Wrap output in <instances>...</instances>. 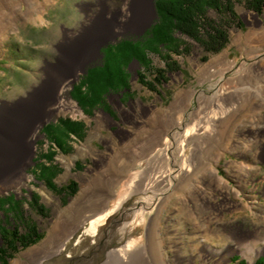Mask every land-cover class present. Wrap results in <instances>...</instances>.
<instances>
[{
  "label": "rangeland",
  "instance_id": "374dc122",
  "mask_svg": "<svg viewBox=\"0 0 264 264\" xmlns=\"http://www.w3.org/2000/svg\"><path fill=\"white\" fill-rule=\"evenodd\" d=\"M233 2L235 17L207 11L208 20L227 26L229 42L222 51L209 53L178 34L184 49L170 52L179 67L166 68V81L156 83L153 90L138 75L140 71L154 80L156 69L166 66L163 55L169 51L163 48L160 55L149 53V68L136 59L129 64L131 83L123 94H104L83 107L84 112L72 98V89L90 67L102 62L104 47L146 34L158 18L156 0L150 20L138 29L125 14L127 0H0V110L26 102L48 75L58 71V81L36 118L43 121L38 138L33 142L27 137L17 167L0 177V224L18 225L26 232L34 221L42 237L10 250L11 257L1 258L0 264H36L86 214L102 209L108 198L115 209L133 181L130 167L165 137L172 141L169 133L181 128L174 139L178 137V148L185 147L183 155L175 153L177 165L187 168L182 179L158 211L148 208L142 222L121 231L116 225L133 217L144 194L131 196L107 244L130 237L147 244L151 228L149 244L157 264H255L264 257L252 261L235 250L238 233L264 226V9L258 13L246 0ZM245 11L258 18L246 17ZM54 108L63 111L50 116ZM60 118L83 120L86 130L83 138L62 140L68 152L58 150L54 158L61 168L56 184L78 182L76 194L63 198L34 175L40 155L54 146L43 127ZM177 165L170 167L172 174L179 175ZM83 182L91 185L93 201L74 205ZM98 191H104L102 199ZM33 193L47 207L45 215L30 207ZM89 228L78 231L83 233L76 252L92 246ZM50 236L51 245L35 251Z\"/></svg>",
  "mask_w": 264,
  "mask_h": 264
},
{
  "label": "trees",
  "instance_id": "16d2710c",
  "mask_svg": "<svg viewBox=\"0 0 264 264\" xmlns=\"http://www.w3.org/2000/svg\"><path fill=\"white\" fill-rule=\"evenodd\" d=\"M233 3V0H156L158 18L146 34L140 38H123L117 43L104 47L102 62L90 67L88 72L81 77L79 83L72 89V98L83 110V107L97 101L104 94L122 92L131 83L132 74L128 69L129 64L136 59L145 68H149L152 63L149 53L160 55L162 49L165 48L169 51L163 55L166 66L156 69L153 81L149 80L145 73L138 72L140 82L154 90L156 83L167 80L165 73L179 67L178 63L171 59L170 54V52L178 53L184 49L178 34L188 36L198 42L209 53L222 51L229 42L227 26L208 20L207 11L212 8L223 13V17L227 14L235 17ZM246 3L249 8L258 13L263 12L264 0H246ZM206 57L207 55L204 56ZM43 131L54 146H50L45 153L40 155L34 175L37 174L39 180L44 181L46 186L55 193L62 195V198L75 195L78 187L76 180H70L67 185L58 186L56 184L55 177L61 168L55 163L54 158L58 150L68 152L62 140L70 141L73 136L79 138L85 136V122L72 118H60L57 122L45 125ZM69 148H72L70 143ZM40 164L42 167L38 170ZM29 205L30 207L34 205L41 215H45L48 211L47 207L40 202L38 193H33ZM41 237L42 233L34 221L27 226L26 232H22L18 225L9 228L1 223L0 259L10 258V250L14 251L19 246L28 247ZM242 263L248 264L245 261ZM255 264H264V257L258 259Z\"/></svg>",
  "mask_w": 264,
  "mask_h": 264
},
{
  "label": "bare ground",
  "instance_id": "6f19581e",
  "mask_svg": "<svg viewBox=\"0 0 264 264\" xmlns=\"http://www.w3.org/2000/svg\"><path fill=\"white\" fill-rule=\"evenodd\" d=\"M126 5L127 6L124 9L125 14L128 18H130V23H132L137 29L145 26L146 23H148V21L150 20L152 12L154 13L153 0H127ZM244 14L246 17L253 16L255 18H258V15L251 11H245ZM94 19H92V23L95 22V24L97 25L98 21L97 19ZM57 73L58 71H53L50 75H48L45 80V84L40 89H37L26 102L17 103L11 107H5L0 110V177H2L1 175H3L4 173L13 171L17 167L18 163L20 162L19 160L26 144L27 137H33V142H35L38 138L39 128L43 121L42 118H36L41 116L38 115V113L42 110L43 106H45L47 96L50 92L49 90L58 81L56 75ZM78 75V71H75L73 77L77 78ZM62 111V109L54 108L52 109L50 116L60 114ZM181 119L182 117L180 116L179 120ZM167 132L169 133L170 130ZM178 132H182V128L181 131H172L171 133H169V135H171L170 137L172 138V141H169L168 138L165 137L162 144L158 145V143V146L150 149L147 155L141 153L143 155L140 156L135 164H133L128 170L129 173H134V178L129 185V190L122 197L121 201H119L115 209H111V207L110 209H108V206H110V199L108 198L106 201V205L102 209L90 211L88 215L86 214L80 222L71 227L72 230H69L70 232L67 234L64 240L59 243V245L50 249L49 253L42 256L36 264H45V261L47 259L61 254L67 247V242L69 241V239L88 222L90 224V230H92V232L95 234L99 225L104 224L105 220L112 215L111 218H114V222L112 224L113 227H111L114 228L116 223H118L119 221L117 216L121 217L124 214L125 203L134 194L141 193L144 195L141 201H138L140 204L137 205L134 210H132L131 214L133 215V217L130 220H121L122 222L120 221L121 223L119 222L120 224L116 225L119 229H121V231H127V229L131 227L135 222H142V220L145 218L144 215H146L148 208H152V206H155L158 211L160 202H162L176 188L178 182L182 179V177L179 176L183 175L184 171L187 170L184 165H177L178 157L175 154L176 151L180 155H183L185 150V147L183 149L182 144L178 148V137L177 139H174L175 134ZM160 133L161 131H159V134ZM153 145L155 144L152 143L148 146L151 147ZM138 155H140V153ZM144 163H148L147 166H144ZM176 165L177 169L179 170V175L172 174L170 170V167H175ZM23 173L24 175L26 174L24 169ZM24 175L23 179H26ZM94 195L95 193L93 192L91 185L83 182L80 196L76 200H74L73 204L78 205L79 203L80 205H87L93 201ZM103 196L104 191H100L97 194V197L99 199H102ZM57 226L58 223H56L54 227L56 228ZM104 237L105 239H107L106 233ZM50 242L51 236L45 239L39 246H36L34 248L35 251L41 252L48 246V244L51 245ZM263 242L264 226L262 228L259 227L254 231H248L245 234L238 233L236 238L235 250L246 253L250 260L253 261L259 255L264 254ZM149 243H151V228L148 233L147 244H141L137 240L133 239V237L126 239L124 238V242L119 247L114 246L107 250L104 259L99 262H92L91 259L86 264H157L151 252V244ZM211 250L212 249H209V251ZM217 252H220V250H218ZM82 264H84V261L82 262Z\"/></svg>",
  "mask_w": 264,
  "mask_h": 264
},
{
  "label": "water",
  "instance_id": "95a60500",
  "mask_svg": "<svg viewBox=\"0 0 264 264\" xmlns=\"http://www.w3.org/2000/svg\"><path fill=\"white\" fill-rule=\"evenodd\" d=\"M123 94V92H122ZM121 94V95H122ZM112 207V206H110ZM110 207L108 209H110ZM112 217V215H111ZM108 217L104 224L99 225L97 231L95 234L92 232V235H94V240L92 246L86 247L82 251H77L79 247L77 245L80 243V237L82 236V233H78L82 228H84L86 225H90L89 222L86 223L85 226H82L67 242V247L65 250L52 258H49L45 261V264H82L84 261V264L88 263L92 259V262H99L102 259H104L106 252L111 247H119L123 242L119 244H107V241L111 237V231L113 230V219ZM112 226V227H111ZM90 230V228H89ZM92 231V230H91ZM99 231V232H98ZM107 234V239H105L104 235ZM80 236V237H79ZM135 237H133L134 239Z\"/></svg>",
  "mask_w": 264,
  "mask_h": 264
},
{
  "label": "flooded vegetation",
  "instance_id": "af4514ba",
  "mask_svg": "<svg viewBox=\"0 0 264 264\" xmlns=\"http://www.w3.org/2000/svg\"><path fill=\"white\" fill-rule=\"evenodd\" d=\"M138 242H140V241H138Z\"/></svg>",
  "mask_w": 264,
  "mask_h": 264
}]
</instances>
